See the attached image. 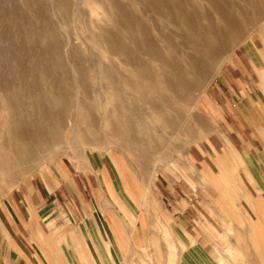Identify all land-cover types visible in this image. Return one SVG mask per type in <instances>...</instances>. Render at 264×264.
<instances>
[{"label":"crops","instance_id":"obj_1","mask_svg":"<svg viewBox=\"0 0 264 264\" xmlns=\"http://www.w3.org/2000/svg\"><path fill=\"white\" fill-rule=\"evenodd\" d=\"M241 47L208 102L240 151L225 148L220 172L205 142L191 155L235 188L253 226L252 233L236 227L234 258L225 264H264V31ZM87 159L74 171L53 160L0 203V264H224L218 187L179 184L166 170L143 198L116 162L103 154Z\"/></svg>","mask_w":264,"mask_h":264},{"label":"bare ground","instance_id":"obj_2","mask_svg":"<svg viewBox=\"0 0 264 264\" xmlns=\"http://www.w3.org/2000/svg\"><path fill=\"white\" fill-rule=\"evenodd\" d=\"M93 1L97 20L84 0H0V174L31 159L66 125L69 113L57 93L56 64L65 42L71 46L80 38L92 49L93 38L104 41V52L118 56L115 62L98 60L108 78L103 86L117 97L113 115L102 122L109 120L119 133L125 123L141 126L142 132H136L141 137L151 126L177 124L193 90L209 77L215 55L236 40L258 10L251 0H207L209 6L200 0H133L142 10L135 14L132 4L122 0ZM105 18L113 25L100 24ZM94 91L98 94V88ZM87 104L90 122L101 124L91 113L93 102Z\"/></svg>","mask_w":264,"mask_h":264},{"label":"rangeland","instance_id":"obj_3","mask_svg":"<svg viewBox=\"0 0 264 264\" xmlns=\"http://www.w3.org/2000/svg\"><path fill=\"white\" fill-rule=\"evenodd\" d=\"M84 1L88 11H94L93 17L96 19L99 11L95 2ZM122 1L131 3L135 14L142 12L138 2ZM200 1L205 6H209L207 0ZM251 1L258 4V10L254 11V15L251 13L252 19L244 25L236 40L228 47L220 49L215 55L209 77L206 82L204 81L205 83L201 84V86L204 85L202 88L199 86L193 90L194 97L185 102L186 108L177 124L172 127L151 126L150 130L140 133L141 137L136 136V132H142L141 126H130L125 123L121 126L123 133H119L114 130L109 120H106L104 124L102 122L103 116L113 115L117 97L108 86H103L108 78L105 77L98 60L113 58L115 62L118 56L104 52V41L96 42L93 38H90L92 49L86 47V44H81L80 38H76L71 46H68L66 42L62 44L56 60L57 93L65 99V102H61V106L69 113L65 121L66 125L56 131L53 139H47L45 145L36 150L31 159L20 167H16L10 174H0V203L4 202L17 186L31 183L38 171L55 159L64 161L74 171L86 168L87 158H90L91 154L94 156L103 154V158L118 164L125 183L139 187L143 198L153 196L150 191L151 186L154 187L163 182L161 173L166 170L179 184L218 187L217 211L221 230L219 256H222L224 264L227 262V256L233 260V234L237 233L238 228L252 233V223L243 214L239 200L236 198L237 194L232 192L235 188L220 180L218 173H209L195 163L191 155L193 151L191 147L198 142H205L209 146L212 159L216 162L215 165L213 164L214 169L218 172L221 168L218 159L222 158L225 148L229 146L231 150L233 149L232 152L239 150V147L228 138V131L220 126L218 117L222 114L219 112L218 115L215 113L212 115L208 109V102L212 93L218 88V76L222 67L232 59L237 50H242L241 46L250 36L264 31V0ZM234 12L238 17L242 14V11L236 7ZM56 21L61 22V18L59 17ZM99 22L105 26L113 25L108 18ZM60 26L62 37L66 33L62 24ZM73 26L80 25L74 23ZM156 33L157 31L154 30L153 34L159 39V43L167 49L166 41ZM29 38L31 36H28ZM78 57H81L83 61L79 62ZM219 65L220 69L216 72V67ZM94 88H98V94ZM89 100L94 104L91 113L100 118L101 124L90 122V108L87 104ZM73 124L75 126H72ZM239 243H242V240Z\"/></svg>","mask_w":264,"mask_h":264}]
</instances>
